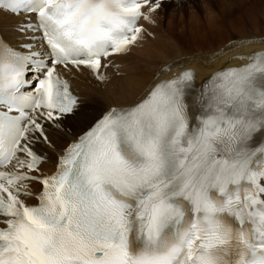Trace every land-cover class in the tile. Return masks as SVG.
<instances>
[{
  "label": "snow or ice",
  "instance_id": "6c2138e0",
  "mask_svg": "<svg viewBox=\"0 0 264 264\" xmlns=\"http://www.w3.org/2000/svg\"><path fill=\"white\" fill-rule=\"evenodd\" d=\"M148 3L0 0V12L25 16L16 31L30 41L21 52L0 38V264H264V141L250 143L264 134V53L204 83L196 125L184 71L105 113L54 175H31L34 145L48 139L41 118L77 112L60 67L103 80L102 58L138 40ZM34 179L43 189L29 206L20 197Z\"/></svg>",
  "mask_w": 264,
  "mask_h": 264
},
{
  "label": "bare ground",
  "instance_id": "6f19581e",
  "mask_svg": "<svg viewBox=\"0 0 264 264\" xmlns=\"http://www.w3.org/2000/svg\"><path fill=\"white\" fill-rule=\"evenodd\" d=\"M193 1L196 0L160 2V7L155 12L149 11L151 6L147 7L145 13L150 17V20L144 23L147 31L142 33L143 37L130 48L128 54L107 60L109 66L100 69L103 80L97 79L95 73L83 66L79 69L71 65L68 68H60V77L66 79L71 92L79 96L78 110L74 117L63 118L58 122L48 120L47 123L41 122L44 124V132L48 139L34 145V150L41 157V163L32 175L41 178L51 174L63 149L84 133L96 119L112 107H129L140 103L147 97L148 91L155 82L164 80L169 73L171 76L177 73L180 65L184 69H192L196 79L201 81L223 67L248 63L249 60L245 55L264 49L262 33L234 36L226 33L231 25L227 22V17L234 13L233 8L237 4L240 6L242 0L235 5H231L234 0H204L202 3L205 9L215 5L218 7L219 3H223L220 5L225 6L224 8H217L219 17L205 15L199 4L197 8L200 9L201 14L210 20H204L197 29L191 28L189 33L175 34L171 30L175 19L179 16L187 17V14H178L174 11ZM168 7L171 9L167 12L166 20H163L159 11ZM201 14H195L194 18ZM23 18L24 15L15 17L0 12V33L13 46L25 42L26 36L16 31V26L25 20ZM220 33L223 35H219ZM208 36L211 40L205 41ZM196 38L198 42L205 41L203 44L206 45L204 47L191 45L186 49L178 46V42L185 41L188 44L186 39L190 42L195 41ZM190 47L194 49L187 50ZM239 55H243L245 60L234 59ZM27 185L30 194L21 195L20 199L27 205L36 204L41 186H38L37 182H28ZM23 191L25 190L22 189Z\"/></svg>",
  "mask_w": 264,
  "mask_h": 264
},
{
  "label": "rangeland",
  "instance_id": "374dc122",
  "mask_svg": "<svg viewBox=\"0 0 264 264\" xmlns=\"http://www.w3.org/2000/svg\"><path fill=\"white\" fill-rule=\"evenodd\" d=\"M202 2H204V0H196L191 3H186L184 7H181V9H176L174 11V13H178V14H183V13L187 14V17L179 16L177 19H175V23L171 26V30H173L175 34L180 35V32L189 33V30L191 28L196 27L197 29V26L203 24L204 20L206 19L210 20L207 16L204 17V14L210 17L215 15L218 18L219 14L217 13V8L222 9L225 7L220 5L223 3H219L218 7L217 5H215L214 7H207V9H205L203 8ZM239 2H240L239 0H234L231 5H235L236 3ZM197 5H199V7L202 8L204 14H201L200 9L197 8L198 7ZM195 8L197 9L195 10ZM170 9L171 7H168L163 9V11H159V14L163 17V20H166L167 12ZM233 10L234 13L230 14V15L233 14V16L229 15V17H227V14L225 15V17H227V22L231 24L230 28L228 29V31H226V33L233 36L235 34L236 35H243V34L254 35L260 33L264 34V0H242L241 5L239 6V4H237V6L233 8ZM247 11L249 13H247ZM195 14H201V15H196V17L194 18ZM238 18H240L241 20H239ZM190 24L192 25L190 26ZM219 35H223V34L220 33ZM210 40H211L210 36L205 38V41H210ZM186 42L188 44H186L185 41H181V43L178 42V46H181L182 48L186 49L187 46H191V45L202 46V47L206 45L203 44L204 42L202 43L198 42L197 38L195 41L191 40L190 42H188V39H186ZM214 43L215 42H212V44ZM192 49L194 48L190 47L187 50H192Z\"/></svg>",
  "mask_w": 264,
  "mask_h": 264
}]
</instances>
